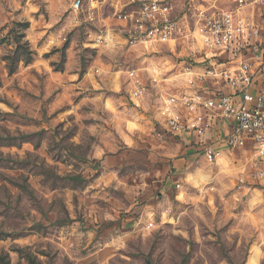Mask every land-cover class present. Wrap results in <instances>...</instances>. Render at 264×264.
Returning <instances> with one entry per match:
<instances>
[{"label": "clouds", "instance_id": "9594fccd", "mask_svg": "<svg viewBox=\"0 0 264 264\" xmlns=\"http://www.w3.org/2000/svg\"><path fill=\"white\" fill-rule=\"evenodd\" d=\"M0 264H264V0H0Z\"/></svg>", "mask_w": 264, "mask_h": 264}, {"label": "rangeland", "instance_id": "374dc122", "mask_svg": "<svg viewBox=\"0 0 264 264\" xmlns=\"http://www.w3.org/2000/svg\"><path fill=\"white\" fill-rule=\"evenodd\" d=\"M25 27L27 26V25H24ZM26 53H25V50L23 49V48H18L17 49V61L19 60V58L21 57V56H24ZM45 55H47V54H45ZM29 60H30V57L28 58ZM17 61H14L13 62V64L15 65L16 63H17ZM27 66V65H26ZM15 70H18V69H16L15 67H14V69H13V71H15ZM10 75L12 74V72H10L9 73ZM7 115V114H6Z\"/></svg>", "mask_w": 264, "mask_h": 264}]
</instances>
